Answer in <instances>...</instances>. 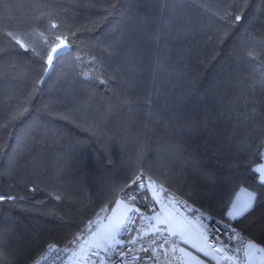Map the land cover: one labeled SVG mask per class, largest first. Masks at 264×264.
Here are the masks:
<instances>
[{
  "label": "trees",
  "instance_id": "1",
  "mask_svg": "<svg viewBox=\"0 0 264 264\" xmlns=\"http://www.w3.org/2000/svg\"><path fill=\"white\" fill-rule=\"evenodd\" d=\"M163 2L0 0V191L23 198L0 209L13 264L67 244L141 170L195 213L264 248V197L238 220L225 215L241 187L264 193L253 172L264 163V0H248L236 25L222 18L239 0H183L171 24ZM129 15L139 21L134 28ZM73 28L80 31L72 55L44 76L28 114L13 120L42 68L37 57L12 50L5 33L40 52ZM92 58L106 84L79 78ZM181 142L179 155L172 146Z\"/></svg>",
  "mask_w": 264,
  "mask_h": 264
},
{
  "label": "snow or ice",
  "instance_id": "2",
  "mask_svg": "<svg viewBox=\"0 0 264 264\" xmlns=\"http://www.w3.org/2000/svg\"><path fill=\"white\" fill-rule=\"evenodd\" d=\"M183 0H164L163 8L167 14L168 22L171 24L178 18V13L182 5ZM248 0H239L241 7L234 9L232 12L227 13L224 22L229 25H236L241 22L244 16V7L247 5ZM128 23L134 28L139 23L135 15H129L127 17ZM50 30L59 31L58 25L52 23L50 25ZM79 29H69L68 31L57 34L53 37L51 42L48 40L44 41L43 49L38 52L34 48L27 47L24 42L17 38L12 31H8L5 35L8 37L12 50H22L24 53H29L30 55L37 57L41 62L42 73L35 77L32 81L29 92L27 93V98L22 105L17 106V110L14 112L13 120L20 119L24 115L28 114L30 110V100L33 98V93L40 90V86L44 83V76H47L49 72L54 71L59 65L60 61L67 56H71L73 53V48L78 37ZM43 36V33H41ZM130 40V37H129ZM127 43V41H125ZM6 50H0V55ZM246 57L250 61H255L256 56L254 51H247L245 53ZM77 60L84 63L80 57H76ZM89 65L95 64V58L86 61ZM164 63L163 60H157L155 65V70L157 72L161 71V65ZM79 78L85 82H89L92 79H97L99 83L106 84V79L102 77V74L96 72L94 68H90L88 71H80ZM264 83V82H262ZM183 103V98H178L176 106L179 107ZM42 111L45 114H50L48 109L45 107ZM32 143H42V140L36 137H30ZM175 153L182 155L186 151V147L183 142L176 143L173 146ZM201 175H207L205 169H198ZM253 172L260 173L258 179L259 182L264 185V165L258 168H254ZM135 185V188L132 186ZM36 189H32L35 191ZM153 193L149 196L148 193ZM156 193L163 194L165 200L171 201L173 199L179 200L175 197L174 193L170 191L168 187L165 186L164 182L148 175L144 171H137L134 175L130 177L128 182L114 188L111 194L106 198V202L102 201L101 206L94 214V218L89 220L84 227H82L78 232L74 233L68 240L65 250L69 251L71 255H75L76 251H80L83 254L84 264H109L113 255L121 258V264H123V256L131 252L132 246L138 243L137 236L143 235L141 228L138 225L139 220L146 218V214L140 211V208L136 207L137 204L141 202L137 197H141L144 201L151 200L153 204L159 203ZM241 195L244 197L241 201ZM261 197H264V193L258 194L256 191H249L245 187L240 188V194L236 196V202H233L226 211L225 215L229 221H235L239 218L250 214L254 211L255 207L259 203ZM119 198V199H118ZM55 199H62L61 195H56ZM22 197H17L10 192L0 191V209L6 207H17L18 202L22 201ZM184 207H188L187 201H180ZM111 206V207H110ZM124 207L125 214L113 223V218L116 215V209ZM199 212V209L196 210ZM203 219L209 223L213 222L214 218L210 215H204ZM107 219L108 224L111 226L110 230L103 235H98L99 233V223L104 219ZM154 218V217H153ZM215 223H221L216 221ZM93 225L97 227L94 229ZM201 229L206 234L205 240L207 241L208 236L211 235L214 244H222L223 241L218 239L219 229L215 227H209L208 224L201 223ZM224 227H229L225 224ZM3 227L0 226V264H13L12 253L5 249L3 243ZM157 232L163 231L162 229H156ZM231 232L235 235V228H231ZM173 235H175L173 233ZM15 229L14 227L9 228V237L14 238ZM120 236H124L125 239H119ZM154 242V241H153ZM167 243V240H165ZM211 246V244L209 245ZM49 249L52 248L51 245L48 246ZM195 247V245H194ZM57 253L60 249H54ZM199 250V249H198ZM219 251V249H215ZM144 252H148L147 248L143 249ZM259 251L264 252V248H260ZM107 258V259H106Z\"/></svg>",
  "mask_w": 264,
  "mask_h": 264
},
{
  "label": "built area",
  "instance_id": "3",
  "mask_svg": "<svg viewBox=\"0 0 264 264\" xmlns=\"http://www.w3.org/2000/svg\"><path fill=\"white\" fill-rule=\"evenodd\" d=\"M96 66V62L94 65H89L87 63L86 71L90 68L96 70ZM133 188H135V185H133ZM137 199L141 200V202L137 204L136 207L140 208V211L146 214V218L142 221L138 218L137 226L141 228L143 235L142 237L139 235L137 236L138 243L135 246H132V250L129 254L123 256V264H183L182 242L180 237L166 224L157 222L155 218H153L158 212V206L156 203L153 204L151 200L144 201L139 196ZM200 214L201 213H197L196 217L199 226L201 223H204L208 224L209 227L218 228V239L223 241V243L219 245L211 243L212 237L209 235L207 242L220 247L229 258L238 255L241 248L248 243V240L237 231L235 232V235H233L230 226L224 227L225 224L221 221V223H215L218 221L215 219L213 222L209 223L204 220L203 216ZM93 218L94 216L91 219ZM105 219L99 223V229L103 225ZM96 227V225H93L94 229ZM157 228L162 229L163 231L157 232ZM173 233L175 235H173ZM124 239L125 237L121 236V240ZM165 240H167V243H165ZM66 245L67 244H51V249L47 247L30 264H69L80 253V251L77 250L75 255H71L69 251L65 250ZM57 248L60 249L59 253L54 250ZM144 248H147L148 252H144ZM109 264H121V258L113 255Z\"/></svg>",
  "mask_w": 264,
  "mask_h": 264
},
{
  "label": "crops",
  "instance_id": "4",
  "mask_svg": "<svg viewBox=\"0 0 264 264\" xmlns=\"http://www.w3.org/2000/svg\"><path fill=\"white\" fill-rule=\"evenodd\" d=\"M148 195L151 196L153 193L150 192ZM156 195L160 202L156 203L158 212L153 217L157 222L168 225L180 237L183 264H264V252L259 251L260 246L251 242L245 244L233 258H229L220 247L212 244L209 246L210 243L205 240V233L197 222V213L189 205L186 208L181 200L167 201L163 194L156 193ZM243 199L241 195V201ZM194 225L198 228L199 236L196 235ZM110 227L106 221L100 235L108 232ZM217 248L219 251L215 250Z\"/></svg>",
  "mask_w": 264,
  "mask_h": 264
},
{
  "label": "rangeland",
  "instance_id": "5",
  "mask_svg": "<svg viewBox=\"0 0 264 264\" xmlns=\"http://www.w3.org/2000/svg\"><path fill=\"white\" fill-rule=\"evenodd\" d=\"M264 165V163L262 164ZM260 167V166H259ZM258 174V177L260 175V173H257ZM125 209L123 206H121L120 208L116 209V215L114 216L113 220H115V222L117 220H119L120 218H122V216L125 214ZM106 221L107 219H105L103 225L101 226V228L99 229V233L98 235L102 234V230L104 229V226L106 224ZM114 222V223H115ZM168 226V225H167ZM195 226V232H196V235L199 236V232H198V228L196 225ZM169 227V226H168ZM170 228V227H169ZM199 234V235H198ZM69 264H84V260H83V254L80 252Z\"/></svg>",
  "mask_w": 264,
  "mask_h": 264
}]
</instances>
